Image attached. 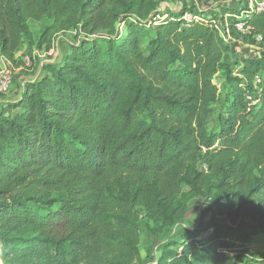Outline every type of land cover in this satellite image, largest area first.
I'll return each instance as SVG.
<instances>
[{
	"label": "trees",
	"instance_id": "1",
	"mask_svg": "<svg viewBox=\"0 0 264 264\" xmlns=\"http://www.w3.org/2000/svg\"><path fill=\"white\" fill-rule=\"evenodd\" d=\"M160 2L0 0V58L77 39L0 113V264H134L198 198L154 264H264V10Z\"/></svg>",
	"mask_w": 264,
	"mask_h": 264
},
{
	"label": "rangeland",
	"instance_id": "2",
	"mask_svg": "<svg viewBox=\"0 0 264 264\" xmlns=\"http://www.w3.org/2000/svg\"><path fill=\"white\" fill-rule=\"evenodd\" d=\"M160 8L171 7L173 9L182 6L185 0H160ZM190 3L196 4L202 10H217L220 6H233L238 4L239 0H186ZM32 30L37 34L39 31V26L36 22L30 21ZM76 32L70 31L66 33H61L57 36L53 49L47 50H27L26 53L20 55V60L13 67H10L11 74V85L10 91L7 93H1L0 96L13 95L16 97L24 88V83L36 78L40 73H42L44 66L49 62H59L69 51L70 44L76 42ZM231 44L235 49V55L239 58L244 56L254 55L259 49L258 44L251 45L247 40L244 39L242 35H235L229 39ZM27 58H30L29 63ZM226 59H232L231 56H226ZM17 86V89L15 87ZM14 88V89H13ZM15 95V96H14ZM1 111H6L4 105L0 103V113ZM215 113H213L209 118V125L215 118ZM203 167V165H200ZM218 219L223 220L222 217L218 216L216 213L215 205L211 201H203L202 199H194L190 202V209L186 214L185 218L174 225L173 227L167 228L160 233L153 234L146 228V220L143 218V232L140 241V253L141 259L134 264H154L158 255L160 254L161 248L171 239H176L181 233H184L190 228L195 227L200 220H203L204 225H208L212 220ZM263 237V238H262ZM254 242L257 244L255 246V251L263 252L261 247L264 249V236L254 237ZM258 252V253H259Z\"/></svg>",
	"mask_w": 264,
	"mask_h": 264
},
{
	"label": "built area",
	"instance_id": "3",
	"mask_svg": "<svg viewBox=\"0 0 264 264\" xmlns=\"http://www.w3.org/2000/svg\"><path fill=\"white\" fill-rule=\"evenodd\" d=\"M250 7L257 10H264V0H250ZM239 30H243V25L237 26ZM53 49V48H52ZM30 58H27L29 63ZM10 60L6 58L1 59L0 63V93H7L11 85V74H10Z\"/></svg>",
	"mask_w": 264,
	"mask_h": 264
},
{
	"label": "crops",
	"instance_id": "4",
	"mask_svg": "<svg viewBox=\"0 0 264 264\" xmlns=\"http://www.w3.org/2000/svg\"><path fill=\"white\" fill-rule=\"evenodd\" d=\"M29 48L24 44V45H22V46H20L17 50H16V52H15V62H12V61H10V64H9V66L10 67H13V65L14 64H17V62L20 60V55H22V53H26V51L28 50ZM30 50V49H29ZM1 59L2 58H0V63H1ZM44 73H45V66H44V68H43V71H42V73H40V75H38L36 78H34V79H32V80H29V81H35V80H38L39 78H41L43 75H44ZM24 87H25V83H24ZM14 89V88H13ZM17 89V86L15 87V89L14 90H16ZM24 89V88H23ZM9 91H10V88H9ZM23 91V90H22ZM22 91L20 92V94H18L16 97H12L13 95H7V96H0V103H2L3 105H4V109L6 108L7 109V104H8V102L10 101V100H15V99H17L20 95H21V93H22ZM15 96V95H14ZM260 236H264V233H260V234H258V235H256V236H254V237H260ZM253 237V238H254ZM252 238V240H251V242H252V245H254L255 244V246L257 245L255 242H254V239ZM263 238V237H262ZM254 246V247H255ZM253 247V246H252ZM258 250H261V251H263L264 252V249L261 247V249H258ZM238 264H241V263H238ZM243 264V263H242Z\"/></svg>",
	"mask_w": 264,
	"mask_h": 264
}]
</instances>
